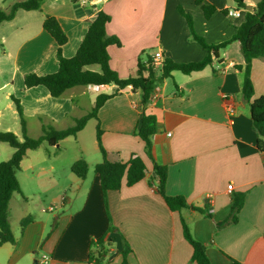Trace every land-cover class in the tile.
<instances>
[{
    "label": "crops",
    "instance_id": "obj_1",
    "mask_svg": "<svg viewBox=\"0 0 264 264\" xmlns=\"http://www.w3.org/2000/svg\"><path fill=\"white\" fill-rule=\"evenodd\" d=\"M203 1L217 7L210 19L195 0H105L99 4L45 0L40 10H19L13 20L0 25V91L6 90L11 116L20 122L14 96L20 100L26 119L42 121L41 130L45 124L63 130L92 110L98 94L116 90L114 85L101 86L97 91L78 86L55 98L44 86L25 88L26 74H50L59 67L57 43L43 27L46 16L58 19L68 36L63 54L71 58L99 11L109 14L107 33L122 43L109 47L110 65L121 78H128L136 75L143 51L151 50V56L162 53L176 63L198 62L207 56V50L190 41L187 21L177 11L179 5L193 16L196 31L208 43L218 45L233 37L246 12L232 18L222 11L241 9L234 0ZM257 1L247 0L246 5L255 6ZM5 2L0 0V8L9 11L14 3L4 8L1 5ZM242 65L240 44L233 42L220 51L212 66L189 75L173 72L155 87L146 106H142L141 90H120L99 112L102 145L113 162L141 156L148 170L145 179L132 187L109 191L107 211L100 176L95 171L92 174L102 154L97 141L98 121L90 120L95 124L100 156L93 163L84 156L76 159L84 157L89 164L86 178L73 173L76 160L69 169L52 163L39 171L30 166V180L41 181L50 190L58 186L54 201L65 214L51 229L42 216L52 212L51 207L41 208L37 214L23 216L20 224L27 217H32V222L16 232L10 219L12 203L20 194L15 193L9 219L16 243L0 247V264H94L89 260L91 242L107 233L110 219L117 230L109 236L112 243L105 248L104 264H122L123 240L132 250L127 257L130 264H196L191 262L193 247L184 236L181 217L194 239L206 246L212 264H231L232 260L264 264V154L257 147L250 105L243 99V72L236 68ZM251 78L253 99L263 96L264 59L254 60ZM143 111L157 119L153 157L167 167V195L187 200L189 207L181 213L169 209L157 191V181L151 184L153 162L145 152V143L135 135ZM6 118L0 110V130ZM85 129L53 148L78 139ZM236 193H245L243 208L235 222L218 228L230 218Z\"/></svg>",
    "mask_w": 264,
    "mask_h": 264
},
{
    "label": "trees",
    "instance_id": "obj_2",
    "mask_svg": "<svg viewBox=\"0 0 264 264\" xmlns=\"http://www.w3.org/2000/svg\"><path fill=\"white\" fill-rule=\"evenodd\" d=\"M44 1L21 0L14 3L9 11L0 8V25L3 22L13 20L19 10H40ZM234 1L238 8H247V0ZM195 3L201 7L206 19H210L217 11V7L205 4L203 0H195ZM254 8L255 11L246 12L244 23L237 29L230 40L214 45L208 43L196 31L193 16L179 5L177 11L187 21L190 30V41L198 43L207 50V56L201 61L190 63H176L172 59L165 58L160 71L157 72L152 65L153 56L147 54V58L144 59L141 55L146 51H143L138 58L136 75L128 78H121L110 65L109 47L113 45L122 46V43L117 36H110L107 33V25L111 21L109 14L103 10L99 11L96 19L89 26L76 54L71 58H66L63 54V48L68 42V36L58 19L54 16H46L43 27L57 43L56 57L59 67L56 72L50 74H26L24 77L25 88L30 89L44 86L50 95L55 98L61 97L66 91L78 86L114 85L116 86V90L110 94H98L92 110L83 117L76 119L75 124L71 127L58 130L51 125H43L42 135L38 138H31L27 135V119L24 115L23 107L20 100L12 96L19 114L23 140L19 139L14 132L0 130V142H5L15 149L9 160L0 163V247L6 243H16L9 219V206L13 195L15 193H22L17 172L21 168L22 161L28 151L37 150L44 142L53 147L66 138L76 137L90 120L96 119L98 121L97 141L102 154V161L95 165L94 171L100 176L105 206L107 211H109L107 202L108 192L119 191L124 186H134L145 179L148 170L144 159L139 155H133L127 162H113L108 159L107 151L103 147L101 140L102 130L99 122L101 108L108 100L117 96L120 90L127 87H131L133 91L141 90L143 94L142 106H146L153 97L155 87L165 79L172 77L173 72L178 71L189 75L202 71L212 66L213 60L219 58L220 51L227 48L233 42L240 44L244 57V65L236 68L243 72V99L250 105L253 128L258 135L257 147L264 154V95L253 99L254 84L251 78L254 60L264 59V0H258ZM222 13L228 16L229 10H223ZM156 132V117L143 111L135 135L145 143V152L153 162V176L150 177L151 184L152 181H157V191L169 209L173 212L181 213L183 209L189 207L187 200L181 196L167 195V167L158 164L153 157L152 137ZM72 171L77 177L84 179L89 173V164L84 158H80L72 165ZM233 199L230 218L218 224V228L236 221L245 202V193H236ZM207 216L211 217V214L208 213ZM110 221L111 225L107 233L100 239L91 242L89 260L94 264L105 263V254H107L105 248L112 243V239L109 236L117 230L112 224L111 219ZM181 221L184 236L193 247L191 262L196 264H212L208 257L206 246L194 239L190 227L183 217H181ZM30 222H32V217L23 219L21 221V228H25ZM131 252L132 250L128 242L123 240V249L121 251L122 264H130L127 257ZM231 264L242 263L232 260Z\"/></svg>",
    "mask_w": 264,
    "mask_h": 264
},
{
    "label": "rangeland",
    "instance_id": "obj_3",
    "mask_svg": "<svg viewBox=\"0 0 264 264\" xmlns=\"http://www.w3.org/2000/svg\"><path fill=\"white\" fill-rule=\"evenodd\" d=\"M2 1L3 0H1V2ZM17 1L19 0H6L4 4L1 3V6L9 8L11 4ZM1 50L2 46H0V51ZM150 52L152 51L148 50L144 54L141 53L142 58H147V54ZM6 101L8 102L10 100L6 98V90H2L0 91V110L7 115L6 121L2 123V128L4 129H2V131H15L17 133H14L17 136L19 134V139L23 140L19 119H14V117L11 116L9 109L6 107ZM41 123L42 121L37 117L27 119V135L31 138H38L41 136ZM7 128H9V130H6ZM14 150L15 149L9 144L0 142V163L9 160ZM79 156L86 157L91 163L95 161L96 156H100L96 143L94 122L91 124L89 121L86 125V129L78 136V139H70L68 142L63 143L60 149H55L44 142L37 150L29 152L28 156L24 159L22 172H18V178L23 187V194H16V200H14L10 208V219L12 227L16 232L21 228L20 220L23 216L30 213L37 214L41 208H54L52 212L47 211L42 213V216L48 221L51 229L56 226L58 217H61L66 212L60 207L57 201H54L58 186L54 188L51 187L52 189L50 190L49 185H43L41 181L35 179L30 180L28 177L29 175L32 176L30 174V166L35 165L39 171L40 167L44 164L52 163L58 166H68L69 169L70 164ZM93 173L94 170L92 169V174ZM24 197H26V199Z\"/></svg>",
    "mask_w": 264,
    "mask_h": 264
},
{
    "label": "built area",
    "instance_id": "obj_4",
    "mask_svg": "<svg viewBox=\"0 0 264 264\" xmlns=\"http://www.w3.org/2000/svg\"><path fill=\"white\" fill-rule=\"evenodd\" d=\"M78 2H81V3H86V2H89V3H92V4H99L101 2H104L105 0H77ZM245 11L247 12L248 10L247 9H230L229 10V13H228V16L229 17H232V18H240L242 16V12ZM165 58L164 56L162 55V53H159L155 56H153V60H152V65L154 67V69L158 72L160 71L162 65H163V62H164ZM90 90H93V91H97L99 90V88L101 86H97V85H89L88 86ZM170 136V134H169ZM232 189H230L231 191ZM51 211L54 210L53 207L50 208ZM46 260L48 259L47 256L44 257Z\"/></svg>",
    "mask_w": 264,
    "mask_h": 264
},
{
    "label": "water",
    "instance_id": "obj_5",
    "mask_svg": "<svg viewBox=\"0 0 264 264\" xmlns=\"http://www.w3.org/2000/svg\"><path fill=\"white\" fill-rule=\"evenodd\" d=\"M248 11H255V8H254V6L253 5H249V6H247V8H246ZM155 175V174H154Z\"/></svg>",
    "mask_w": 264,
    "mask_h": 264
}]
</instances>
